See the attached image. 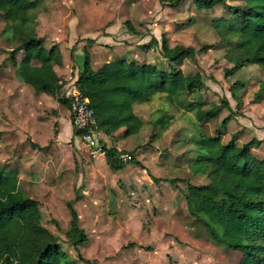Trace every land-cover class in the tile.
I'll return each instance as SVG.
<instances>
[{
	"label": "rangeland",
	"instance_id": "374dc122",
	"mask_svg": "<svg viewBox=\"0 0 264 264\" xmlns=\"http://www.w3.org/2000/svg\"><path fill=\"white\" fill-rule=\"evenodd\" d=\"M38 1L39 9L33 14L37 22V36L44 39L45 47L57 45L62 55L65 54L72 61L76 54L88 50L93 67L124 58L140 63H162V67L167 68L159 51L145 50L142 46L149 44L153 37L161 42L162 36L166 35L171 47H195L198 50L195 61L184 60L174 65L189 77L201 73L205 84L202 91L184 94L181 99L185 107L189 101L207 103L205 109L224 104L217 117L205 123L203 131L212 137L221 135L224 143L238 135L239 146L253 138L260 140L262 145L253 149V154L258 159H264V96L257 99L260 83L264 80V67L249 66L235 76L226 78L225 70L232 65L225 59V51L220 48L201 51L205 45L220 42L222 35L214 27L213 21L222 20L227 14L224 7L217 6L207 11L186 1L174 9L162 3V0ZM243 4V0L228 1L230 6ZM129 25L136 30V34L130 32ZM4 29L5 23L0 13V62L11 60L13 49L18 48L20 42L18 39L14 44H9ZM257 51L254 49L253 54L256 55ZM24 58L22 53L20 59ZM79 60H84V55ZM236 82H243L245 87L234 98L230 89ZM45 104L41 102L39 106ZM168 105L165 100L155 99L150 106L138 107L136 111L146 121V125L141 133L129 137L120 146L142 149L137 158L144 161L150 175L153 173L150 163L154 161L152 164L158 176L162 180L179 179L182 182L178 185L166 181L158 182L160 185L143 182L133 189L125 181L116 187L115 181L112 184V180L106 176L101 177L102 183L95 175L90 176L83 168L86 163H82L78 171L74 172L75 154L70 156L65 146L57 145L62 115L59 111H47V108L46 111H40L38 117L42 127L39 135L46 139L49 151L39 154L38 162L34 158L31 160L27 152L31 137L20 134L21 143L26 147L15 157L8 158L9 161L17 160L16 163L6 167L0 160V167L3 168L18 165L20 174H23V165L27 167L20 187L28 197L39 201L43 214L42 225L59 238L61 247L72 258L79 261L78 253L69 245L67 238L71 221L67 204L71 201H75L74 208L80 216L81 228L88 236V241L79 247V252L89 264H217L213 258L215 251L212 253V250L204 249V245L193 249L195 251L186 248L178 235L180 227L190 234H195L196 229L201 227L197 232L201 240L206 238L216 248L230 251L211 241L207 229L197 222L193 225V218H189L183 194L186 189L184 181L202 185L209 180L207 176L194 177L187 173L191 171L198 152L193 143L198 137L194 125L198 122L195 113H189L178 105ZM162 109H167L168 115L174 120L167 132L159 124L165 115ZM228 117L231 120L224 124ZM27 119L29 122H24L26 126L34 118L28 116ZM20 160L28 163L22 164ZM180 163L181 169L171 168ZM36 165L42 170L32 175L30 167ZM129 165L133 169L138 166L136 162H129ZM157 191L164 193L163 198ZM161 200L179 209L172 221L164 220L161 211L165 206L161 205ZM134 209L136 212H133ZM157 211H160L159 217ZM155 217L158 221L151 220ZM231 261H234L233 257L227 258L226 264H231ZM79 264L88 263L79 261Z\"/></svg>",
	"mask_w": 264,
	"mask_h": 264
},
{
	"label": "trees",
	"instance_id": "16d2710c",
	"mask_svg": "<svg viewBox=\"0 0 264 264\" xmlns=\"http://www.w3.org/2000/svg\"><path fill=\"white\" fill-rule=\"evenodd\" d=\"M186 1L202 10L210 11L217 6L227 10L222 20L213 21L222 35L220 42L201 48L203 52L217 48L225 51V59L232 65L225 70L226 78L249 66L264 67V0H243L244 4L240 6L228 5L229 0H162V3L177 9ZM38 9V0H0L7 41L14 44L20 40L11 59L24 52V82L35 92L44 93L70 107V100L62 92L63 81L54 70L63 65V55L57 45L48 49L44 39L37 36L33 14ZM128 28L136 34L132 26ZM142 47L159 51L167 68H163L162 63L148 64L120 58L94 70L90 52L84 51V63L79 68L76 86L90 101L102 135L112 136L121 128L126 129V137L136 135L143 127L142 119L135 113L137 106L152 105L155 99H160L168 106L184 107L185 102L181 99L184 94L205 88L201 73L189 77L174 66L184 60L195 61L198 53L195 47H171L166 35L162 36L161 42L153 37ZM254 49L258 50L256 55ZM31 61L38 65H31ZM244 87L243 82L233 84L230 89L233 97L236 98ZM263 96L264 80L260 83L257 99ZM223 105L205 109L207 103L195 102L186 107L188 112L195 113L198 121L194 123L198 152L191 171L193 175H204L209 180L205 185L184 181L187 211L195 222L207 229L211 241L242 256L239 264H264V159L253 154V149H258L262 141L253 138L239 146L238 135L227 143L223 142L221 135L208 136L203 127L217 117ZM230 120L228 117L223 123ZM161 123L167 130L169 119ZM74 131L75 136L81 133ZM31 145L34 149H47L33 142ZM103 148L113 171H121L127 166L120 159L124 152L105 145ZM135 152L129 153L132 156L130 163L136 162L143 167L133 158ZM152 179L173 185L182 182L179 179ZM74 203L67 204L71 216L68 243L78 253V260L89 264L79 252L88 236L81 228ZM42 218L39 201L28 197L21 189L17 173L0 167V264H79L63 250L59 238L42 225ZM147 250L151 251L150 248Z\"/></svg>",
	"mask_w": 264,
	"mask_h": 264
},
{
	"label": "crops",
	"instance_id": "0c3cea01",
	"mask_svg": "<svg viewBox=\"0 0 264 264\" xmlns=\"http://www.w3.org/2000/svg\"><path fill=\"white\" fill-rule=\"evenodd\" d=\"M46 48L49 49L51 47H46ZM22 53L24 54V52L18 53L15 59H11L5 62H0V132L2 133L1 138H0V153H1L0 160L3 164H5L4 166L7 167L8 165H11V164L14 165L17 160L9 161L8 158H12L13 156L15 157L16 155H18V153H20V151H22V148L26 147L25 145L23 146L24 143H21L22 139H20V136H21L20 134H23L26 138L31 137V142L38 145L40 148L47 147L46 150H40V149H34L31 144L28 145L29 148L27 149L28 150L27 152L29 153L28 156L31 157V160H33L34 158V160L38 162L39 154L49 151L48 149L49 144L47 143L46 139L41 138L40 137L41 135H39L41 131L40 129H42V127L40 125L41 123L38 117L39 112L46 111L45 108H47L48 109L47 111L49 110L59 111V114L62 115L60 119L61 133L58 138L57 145L65 146L67 148L68 153H70V156H73L75 154L76 160H74V157H73V160H74L73 164L75 168L74 172L78 171V168L82 163L83 164L86 163L83 167L84 171L85 172L88 171L90 176L95 175L101 183L103 182L104 176H106L107 179L112 180V184H113V181H115L116 187H119L120 183H125L126 181L132 186L133 189L134 188L136 189L139 186V184H142L143 182H145L146 184L156 185L158 182H154L152 178L162 179V177L158 176V174L156 173V169L154 168L155 166L154 164H152L154 161H151L150 163V167L153 171L152 176H151L150 173L146 170L147 166L144 163V161L142 162L137 158V154L142 152L143 151L142 149L133 150V149L126 148L125 146L124 147L120 146V144H123L126 140L129 139V137L134 136L132 135V136L126 137L125 128H121L120 130L115 132L112 136H106L103 134L102 142L105 146H107V148H116L117 150L122 151L124 153L129 154L131 152L136 151V153L133 155V158H135L136 161H139L143 167L136 166V169H133L129 165V163H127L126 168H124L121 171L115 172L108 165L105 154L98 155L95 157L92 156L88 147L85 144L81 143L79 136H75V131H74V128L71 122L70 107L60 104L56 99L44 93L35 92V90L31 86L27 85L24 82L23 75H22L24 60L20 59V55ZM82 55H84V53L79 52L78 54H76L74 60L72 61L70 57L63 54V65L56 66L54 68L58 77H60L61 80L63 81V87H62L63 91L62 92L64 94H66L68 90V86L70 85L69 84L70 82H68V79L70 77H73L75 81L78 79L79 68L84 63V60L82 61L79 60V58ZM109 62L111 61H108L106 63H109ZM3 64L5 65L3 66ZM104 64L99 65V66L95 65L94 67L92 65V67L94 70H98ZM31 65L37 66L38 64L36 63V61H31ZM41 102L43 103L45 102L46 104L39 106ZM191 103H195V101L193 102L189 101L188 104L187 103L186 104L189 105ZM150 105L151 104L141 105L135 108V113L143 121V127L139 133H141L142 130L144 129L146 125V121L143 119V117H141L138 114L136 110L138 109V107L150 106ZM183 108H186L185 103H184ZM161 112L165 115L162 116V119L161 121H159V124L163 125L161 122L168 118L170 121V124L167 125V130H168L169 126H171V123H173L174 120L172 117L168 115L169 111H167V109L165 110L162 109ZM28 116H31V118H34V119L30 121L28 126H26L24 122L25 121L29 122L27 119ZM24 142H26V139ZM197 142H198V137L196 141L193 142L195 146H197ZM181 146L182 145L180 144L179 147ZM31 148H33V150ZM184 152L185 151H183V153ZM195 159L196 157L194 158L193 163L195 162ZM20 161L22 164L28 163V162H24L23 160H20ZM23 168L24 169H21L22 170L21 172L24 174V172H26L28 169H25L27 168L25 165H23ZM30 168H31L32 175L35 174L34 172H40L42 170V169H39L37 165L33 168L32 167ZM171 168L181 169L182 164L181 163L177 164L175 165V167L173 166ZM6 169L11 170V171H16L19 177V182L22 181L23 174L19 173L18 165L17 167L13 166L11 168H6ZM52 170L53 169H51V172ZM187 173L191 174L194 177H200V176L205 177L204 175H193L191 171ZM32 175H30V178H33ZM36 177L38 178L39 175H37ZM169 180H173V179H169ZM135 184L137 186H135ZM205 184L206 183L202 185H205ZM157 185H160V183H158ZM157 193L161 195L163 198L164 193L161 194L160 191H157ZM104 195H107V194L104 193ZM161 205L165 206V209L161 211V214H163L164 216V220L169 219V221L170 220L172 221L173 216L177 217V211L179 209L176 207V205L175 206L167 205L166 202L162 200H161ZM117 211L118 210H115V212ZM133 212H136L135 209L133 210ZM159 212L160 211H157L156 213L158 217H159L158 215ZM189 218H190V215H189ZM176 219L178 220V218ZM151 220L158 221L156 217ZM191 220H193L194 222L193 225H194L195 220L194 219H191ZM199 229H201V227H198L196 229L195 234H192V233L190 234L189 231H186V229L184 230L182 227L178 229L179 231L178 235L181 240V243H184L186 245V248L193 250V249H196L199 245H204L205 247L204 249L212 250V253L215 251V255L214 256L212 255V256L217 264H224V262L226 264L227 258L230 259V257L234 258V261H231V264L240 263L242 256L239 253L234 252L233 254V253H230V251H225L224 249L216 248L215 246L211 245L210 241H208L206 238L201 240L200 233L199 234L197 233L199 232L198 231ZM174 250H176V247L174 248ZM193 254L194 253H192V255ZM201 254L203 255V253ZM204 254H207V253H204Z\"/></svg>",
	"mask_w": 264,
	"mask_h": 264
},
{
	"label": "built area",
	"instance_id": "2783aa9c",
	"mask_svg": "<svg viewBox=\"0 0 264 264\" xmlns=\"http://www.w3.org/2000/svg\"><path fill=\"white\" fill-rule=\"evenodd\" d=\"M70 82L68 90L65 94L66 98L70 100L71 122L76 131H80L79 139L83 142L92 156L105 154L101 139L102 133L98 131V125L95 118L94 110L90 107V101L83 96L76 86L73 77L68 79ZM120 159L124 163L132 160L128 153H122Z\"/></svg>",
	"mask_w": 264,
	"mask_h": 264
}]
</instances>
